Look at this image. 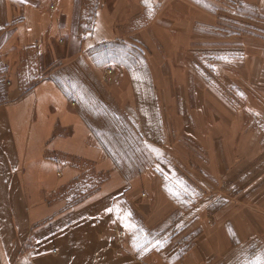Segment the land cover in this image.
I'll use <instances>...</instances> for the list:
<instances>
[{"label": "rangeland", "instance_id": "obj_1", "mask_svg": "<svg viewBox=\"0 0 264 264\" xmlns=\"http://www.w3.org/2000/svg\"><path fill=\"white\" fill-rule=\"evenodd\" d=\"M152 9L141 0L133 17L122 18L118 56L98 47L89 63L63 66L82 79L61 82L71 100L73 89L78 106L92 109V137L109 164L77 177L60 199L68 208L106 182L137 186L135 206L110 198L129 219L108 207V224L88 230L106 235L109 264H246L264 253V194L251 184L262 170L259 156L238 151L233 175L222 177L229 160L212 135L215 122L234 134L230 119L237 118L254 121L240 128L241 138L264 136V0H152ZM38 50L0 47V104L12 83L26 90L49 74L55 55L67 54ZM150 65L156 79H148ZM187 119L199 128L182 127Z\"/></svg>", "mask_w": 264, "mask_h": 264}, {"label": "crops", "instance_id": "obj_2", "mask_svg": "<svg viewBox=\"0 0 264 264\" xmlns=\"http://www.w3.org/2000/svg\"><path fill=\"white\" fill-rule=\"evenodd\" d=\"M137 6L141 0H0V47L38 52L64 48L67 53L55 55V62L46 71L49 74L26 90L12 83L8 99L0 104V264H109V249L107 244L102 246L106 235L88 230H100L101 225L108 224L111 197L135 206L133 199L140 192L136 185L106 182L90 198L65 208L60 192L71 188L72 181L93 166L108 168L109 154L93 140L92 128L98 124L89 114L92 109L78 106L73 89L71 100L61 81L63 76L82 81L63 66L78 60L89 63L94 48L101 47L102 53L111 46L117 56L119 50L123 52L125 44L117 41L116 34L124 31L127 21L122 23V18L133 17L130 10ZM68 58H72L70 63ZM107 60L102 59L101 64ZM118 68L125 77L128 68L124 64ZM148 68V79H156L155 68ZM263 73L261 69V78ZM130 91L131 95L136 92ZM230 120L234 134H223L219 122L213 126V144L223 151L222 158L229 160L225 166L228 171L219 174L233 175L238 151L258 155L262 170L255 178L256 173L252 175L251 184L253 188L260 184L256 190L264 194V136L245 134L241 138L244 132L240 128H253V119L242 123L237 118ZM180 122L185 129L199 128L188 119ZM177 124L175 127L179 121ZM115 190L116 194H111ZM110 208L123 221L130 218L127 207Z\"/></svg>", "mask_w": 264, "mask_h": 264}, {"label": "snow or ice", "instance_id": "obj_3", "mask_svg": "<svg viewBox=\"0 0 264 264\" xmlns=\"http://www.w3.org/2000/svg\"><path fill=\"white\" fill-rule=\"evenodd\" d=\"M144 3L146 6H148L150 8V10H154V9H152V0H144ZM150 14H151V11H150ZM89 47H91V45H89ZM129 215H130V213H129ZM134 246L139 247V245H134ZM246 264H264V253L258 254L255 257V259H253L250 262H246Z\"/></svg>", "mask_w": 264, "mask_h": 264}]
</instances>
